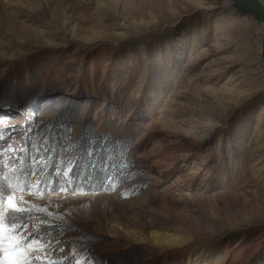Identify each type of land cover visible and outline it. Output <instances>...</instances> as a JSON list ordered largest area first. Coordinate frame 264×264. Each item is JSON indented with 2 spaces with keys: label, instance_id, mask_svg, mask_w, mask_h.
Wrapping results in <instances>:
<instances>
[{
  "label": "rangeland",
  "instance_id": "rangeland-1",
  "mask_svg": "<svg viewBox=\"0 0 264 264\" xmlns=\"http://www.w3.org/2000/svg\"><path fill=\"white\" fill-rule=\"evenodd\" d=\"M218 1L0 0L5 142L47 138L40 188L79 174L18 192L65 216L53 257L86 236L92 264H264V25ZM89 135L129 164L115 192Z\"/></svg>",
  "mask_w": 264,
  "mask_h": 264
},
{
  "label": "snow or ice",
  "instance_id": "snow-or-ice-1",
  "mask_svg": "<svg viewBox=\"0 0 264 264\" xmlns=\"http://www.w3.org/2000/svg\"><path fill=\"white\" fill-rule=\"evenodd\" d=\"M5 140V130L0 129V264H92L88 249L90 238L86 236L80 237L79 243L72 246L70 256L53 257L57 247L63 252L61 242L54 233L64 235L65 216L49 211L48 206H38L26 200L23 195H18V192L24 191L31 193L34 187L40 188L43 183V176L34 184L31 177L35 175L37 166H44L42 161L45 157L40 153L41 149L48 151L45 147L47 138H44L43 144L29 140L23 145L12 138L7 142ZM110 155V164L108 158H105L100 187H93L94 191L115 192L120 183L132 179L129 164L122 157L117 159L115 155ZM26 161L29 167L25 171L23 165ZM71 172V164L65 165L62 170L60 163H57L54 169L56 188L51 187L52 181L49 180L46 189L40 188V193L45 190L67 191L65 183L73 184L79 178L78 173L69 175ZM24 177H27V182ZM84 182L87 183V180ZM74 191L82 194L83 185ZM89 211L88 204L80 207L82 215ZM30 225L32 231H28Z\"/></svg>",
  "mask_w": 264,
  "mask_h": 264
},
{
  "label": "trees",
  "instance_id": "trees-1",
  "mask_svg": "<svg viewBox=\"0 0 264 264\" xmlns=\"http://www.w3.org/2000/svg\"><path fill=\"white\" fill-rule=\"evenodd\" d=\"M60 133L58 131L54 132L48 140V145L51 151L53 150L54 152L56 149L59 147L60 143ZM99 141L97 139H92V135L89 137H83L81 142L79 143V148H78V153L82 154L83 157H87L89 153H94V157L96 160L102 162L104 161L106 163V157L108 158V163L110 164L112 157L111 155V150H106L105 148L101 149L100 151L98 150L99 147ZM114 155V154H113Z\"/></svg>",
  "mask_w": 264,
  "mask_h": 264
},
{
  "label": "water",
  "instance_id": "water-1",
  "mask_svg": "<svg viewBox=\"0 0 264 264\" xmlns=\"http://www.w3.org/2000/svg\"><path fill=\"white\" fill-rule=\"evenodd\" d=\"M239 9V14L242 16H248L255 21L264 25V3L259 0H230ZM263 64H264V36L262 39V52H261Z\"/></svg>",
  "mask_w": 264,
  "mask_h": 264
},
{
  "label": "bare ground",
  "instance_id": "bare-ground-1",
  "mask_svg": "<svg viewBox=\"0 0 264 264\" xmlns=\"http://www.w3.org/2000/svg\"><path fill=\"white\" fill-rule=\"evenodd\" d=\"M232 2V1H231ZM230 2V0H220V1H218L217 3H216V5H217V7L219 8V9H228V10H231V12H234V13H238L239 12V9L235 6V4L233 3H231ZM263 31H264V29H263ZM228 66V65H227ZM236 75V74H235ZM232 84V83H231ZM229 86H230V84H229Z\"/></svg>",
  "mask_w": 264,
  "mask_h": 264
}]
</instances>
